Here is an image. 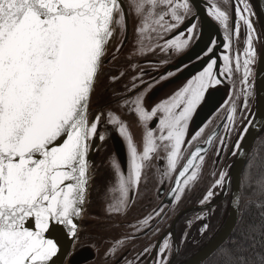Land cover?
Returning a JSON list of instances; mask_svg holds the SVG:
<instances>
[{"label": "snow or ice", "instance_id": "obj_1", "mask_svg": "<svg viewBox=\"0 0 264 264\" xmlns=\"http://www.w3.org/2000/svg\"><path fill=\"white\" fill-rule=\"evenodd\" d=\"M236 4V34L241 21L247 30L246 58L242 64L246 107L253 88L249 83L250 66L256 59L255 29L251 21L254 13L244 0H236ZM159 5L166 6L168 11L157 13ZM130 7L143 17V26L137 29L141 34L148 30L149 22L171 31L185 18L193 21L184 32L168 40L164 48L180 53L196 34L197 16L189 0H131ZM206 12L224 27L228 39V12L215 3H210ZM168 14L175 23L165 27L162 22ZM114 22L126 29L121 0H0V264H55L61 249L57 239L48 238L46 233L59 229L71 238L77 234L74 219L82 214L87 192L90 141L97 135L101 119L97 115L89 124V105L105 46L113 36ZM229 47L230 43L224 44L225 49ZM212 50L209 48L208 52ZM223 59L230 73V57L225 55ZM215 63L212 60L174 96L150 111L143 106L142 95L131 102L140 121L158 118L160 135L157 137L153 130H147L142 153H138L126 124L113 113L107 114V123L118 125L116 131L125 140L129 154L127 176L116 161L112 162L119 177L120 198L109 205L110 212H120L126 206L129 187L138 186L145 162L158 147L157 140L167 142L168 172L176 169L193 113L209 87L221 82L213 74ZM240 68L237 56L236 69ZM235 112L233 103L227 117L229 125L235 123ZM248 130L245 127L240 134L236 149ZM202 132L203 128L199 129L192 139ZM104 138L99 136L100 140ZM211 141L209 137L206 142ZM202 151L197 148L192 152V159L179 172V177L184 179L178 178L177 187L172 190L177 201L183 186L197 178L199 165L194 161L203 160ZM226 175L221 172L213 187H223ZM257 185L264 195V177ZM213 196L210 190L202 203ZM238 202L234 198L233 203ZM30 218L34 219V229L26 226ZM148 219L141 223L146 224ZM207 228L204 224L201 232ZM249 231L264 233V227H252ZM168 247L165 241L160 254ZM246 251V248L222 249L220 255L224 264H264V253L245 256ZM156 264H165V260H157Z\"/></svg>", "mask_w": 264, "mask_h": 264}, {"label": "flooded vegetation", "instance_id": "obj_2", "mask_svg": "<svg viewBox=\"0 0 264 264\" xmlns=\"http://www.w3.org/2000/svg\"><path fill=\"white\" fill-rule=\"evenodd\" d=\"M121 1L126 13V29L115 22L112 24L113 36L105 49L91 94L89 124L97 115H100L101 119L97 135L91 138V146L94 149L89 165V188L85 209L77 238L65 264H156V261L161 259L165 260V264H185L220 232L227 222L232 206L236 185L233 170L240 150L236 149L235 145L244 128L250 126L249 122L259 103L256 75L258 67L264 63V0H244L254 13L251 21L256 37L253 40L256 59L250 66L249 77L253 88L252 95L247 98L246 107L242 64L246 58L244 49L247 47V30L241 21L239 34H236V0H189L192 11L197 16L196 34L188 47L180 53L171 48H164V45L184 32L192 20L185 18L171 31H164L160 25L149 22L148 30L141 34L137 29L143 26V17L130 7L131 0ZM210 3H215L228 12V39L225 38L224 27L207 14L206 9ZM167 11L164 5H159L156 9L157 13ZM180 14L183 15V12ZM162 23L166 27L175 21L168 14ZM202 28L212 29L215 35L212 37L210 33V40L203 53L196 57L190 52L195 48ZM225 43H230L228 49L224 48ZM209 48L213 50L208 52ZM213 52L216 55H213ZM225 55L230 57V73L226 70L223 59ZM237 56L241 62L240 70L236 69ZM212 60L216 61L213 74L221 82L209 87L193 113L176 169L168 172V149L165 147L167 142L157 140L158 147L145 162L138 186L134 187V192L129 191L126 206L120 212H110L109 205L117 203L120 198L119 177L112 165L115 161V151L110 144L111 139L117 137L118 125L108 124L107 114L113 113L126 124L138 153H142L146 131L151 129L155 136L160 135L158 118L140 121L131 102L142 95L143 106L150 111L152 107L174 96ZM170 72L173 73L172 76H168ZM229 87V94L223 97L224 91L227 92ZM212 91L219 92L215 97V110L206 119H199L198 112L207 100V94ZM125 101L128 103L125 104ZM233 103L236 107L235 123L229 125L227 117ZM226 125H229L227 129ZM201 128V135L192 139ZM100 135L105 138L100 140ZM245 136L246 134L244 138ZM209 137H212V141L202 155L203 160L194 162L199 165L197 178L186 186L182 185L184 191L177 201L172 192L177 187V175L191 152ZM263 139L264 125L254 145ZM107 147L113 151L110 152L113 155L110 158L102 155ZM221 172L227 173L224 186L213 187ZM210 190L214 196L202 203ZM241 209L240 182L239 216ZM149 217L146 224L141 223ZM204 224H207L208 228L201 232ZM165 241L169 247L160 254V246ZM111 249L115 251H110ZM145 249L149 251L145 252Z\"/></svg>", "mask_w": 264, "mask_h": 264}, {"label": "water", "instance_id": "obj_3", "mask_svg": "<svg viewBox=\"0 0 264 264\" xmlns=\"http://www.w3.org/2000/svg\"><path fill=\"white\" fill-rule=\"evenodd\" d=\"M121 6H122V1H121ZM210 33H212V37L215 35V32L212 29H208V28L203 29L202 28L200 35H199V38L197 40V43L195 45V48L190 52V54H193V55L195 54L197 57L203 53L208 41L210 40ZM108 43L106 44L105 49H106ZM213 55H216V53L213 52ZM256 83H257L258 90H259V103H258L257 110H255L254 116L251 120V121H254V123H252L249 126V130L246 133L245 138L243 139V142L240 146L239 153L237 155L236 165H235L234 170H233L234 179L236 182L235 191H234V198H238L239 202H238V204H234L232 202V206H231V209H230V212L228 215L227 222L225 223L224 227L220 230V232L199 253H197L193 258H191L185 264H201L202 262H204L212 253H214L216 250H218V248L232 235V233H233V231L237 225L238 217H239V207H240V182L242 179V174L244 171V167L247 163L248 154L254 145V141H255L259 131L261 130V128L264 125V63L260 64V66L258 67V71H257V75H256ZM229 92H230V87L227 90V92L226 91H224V93L222 92L223 97L226 94L228 95ZM218 93L219 92H217V91H212V92H209L207 94V96H206L207 100H205L204 104L201 106V109L198 112L199 119H201V118L206 119L215 110V105H216V98L215 97L217 96ZM89 109H90V105H89ZM88 118H89V116H88ZM199 123H200V121H199ZM116 136L117 137H114L111 139L110 144L112 146V150L115 151L114 152L115 161L120 165L121 171L125 174V176H127L128 167H129V155H128V150L126 147V142L121 137V135L117 134ZM208 140H209V138L206 141H208ZM208 145H209V143L205 142V143H203L197 147V148H200L203 150L200 153L201 155H204V153L207 151ZM197 148H195L192 152H195ZM93 149H94V147L92 148L91 141H90V150H89V153L87 156L88 165H90V160H91V156L93 153ZM112 150L110 147H107L103 150L102 155H106L107 158H110L113 156L112 154H110V152H113ZM192 152H191V154H192ZM191 154H190L189 158L187 159V161L189 159H192ZM197 160L198 159H196L194 162H196ZM187 161H186V163H187ZM182 170H183V168L180 171H182ZM87 176H88L87 192H86L84 203L82 205V214L80 217L74 219V222L77 224V234H78L80 222H81V219L83 216V212H84L85 204H86V200H87V195H88L89 167H88ZM178 178L181 181H183V179H184V178L179 177V173L177 175V179ZM176 186H177V184H176ZM134 187L135 186H130L129 191L134 192ZM233 201H234V199H233ZM26 226L34 229V219L30 218L29 222L26 223ZM77 234L74 238H71V237H68L64 233H61L59 231V229H50V231L48 233H46V236L48 238L57 239L58 245L61 249L60 253L55 258V264H65L66 263V261L69 258V255L73 249L75 240L77 238Z\"/></svg>", "mask_w": 264, "mask_h": 264}, {"label": "trees", "instance_id": "obj_4", "mask_svg": "<svg viewBox=\"0 0 264 264\" xmlns=\"http://www.w3.org/2000/svg\"><path fill=\"white\" fill-rule=\"evenodd\" d=\"M261 177H264V139L254 145L248 156L241 181V214L232 235L201 264H224L222 249L246 248L245 256L264 253V233L249 231L252 227H264V206H258L264 203V195L257 185Z\"/></svg>", "mask_w": 264, "mask_h": 264}]
</instances>
